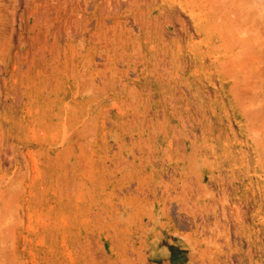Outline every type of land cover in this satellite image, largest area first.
Segmentation results:
<instances>
[{
  "label": "rangeland",
  "instance_id": "obj_1",
  "mask_svg": "<svg viewBox=\"0 0 264 264\" xmlns=\"http://www.w3.org/2000/svg\"><path fill=\"white\" fill-rule=\"evenodd\" d=\"M0 264H264V0H0Z\"/></svg>",
  "mask_w": 264,
  "mask_h": 264
},
{
  "label": "bare ground",
  "instance_id": "obj_2",
  "mask_svg": "<svg viewBox=\"0 0 264 264\" xmlns=\"http://www.w3.org/2000/svg\"><path fill=\"white\" fill-rule=\"evenodd\" d=\"M162 23H168L169 25H171L174 28L173 34L176 36L182 35L184 33H189L188 28H187V23H186V21H184V19L181 18V14L179 13V11L177 9H172L163 18L161 17L160 21H157V19L155 18L153 20V22H151L150 24L148 23L149 24L148 26L144 22H142L141 24L139 23V28L141 30H143L144 28L148 27L150 29L156 30V28H158L160 26V24H162ZM86 28H87L86 25L82 24L81 21L76 24V29L78 31L79 30H85Z\"/></svg>",
  "mask_w": 264,
  "mask_h": 264
}]
</instances>
